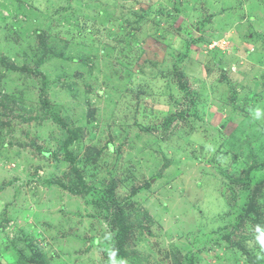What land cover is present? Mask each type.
Instances as JSON below:
<instances>
[{"label":"rangeland","instance_id":"374dc122","mask_svg":"<svg viewBox=\"0 0 264 264\" xmlns=\"http://www.w3.org/2000/svg\"><path fill=\"white\" fill-rule=\"evenodd\" d=\"M15 1L0 0V264L21 230L49 264H130L90 203L88 188L111 179L147 213L134 221L130 259L174 264L193 243L197 264H236L213 230L233 214L248 169L264 174V0ZM43 35L58 56L48 50L35 71ZM223 36L228 49H210ZM44 87L53 114L38 103ZM73 167L85 188L72 187ZM255 188L260 210L242 230L264 223Z\"/></svg>","mask_w":264,"mask_h":264},{"label":"trees","instance_id":"16d2710c","mask_svg":"<svg viewBox=\"0 0 264 264\" xmlns=\"http://www.w3.org/2000/svg\"><path fill=\"white\" fill-rule=\"evenodd\" d=\"M19 1L22 2L21 0L15 2L19 3ZM16 8L20 9L21 6L17 5ZM133 16L136 20L135 22L140 23L141 15L136 16L135 14H133ZM0 18L4 21V16L0 15ZM167 19L174 22L176 19V15H174V17H167ZM201 24L203 23L201 22ZM156 25H158V22H156ZM17 27L18 25H14V28ZM194 32H197V29H195ZM192 33H188L185 35V37L187 36V38L184 39L186 44V52H189L192 42L194 41ZM43 36H41L42 40L40 39V45L43 49L42 56H37L33 61L35 65V71H38L37 67L42 64V61L45 58L44 55L48 50V57L49 55L53 56L56 54L53 53V51L48 47V44H46L48 40L46 39V36H44L45 38ZM56 55L58 56V54ZM59 56H61V58H64L63 55ZM72 60L74 61L73 58H71V61ZM0 61L3 65H6L3 59H0ZM16 69L17 67L7 66L5 71L9 72ZM27 71H29L28 68ZM45 87L44 89H41L42 92L39 94L38 103L42 104L45 107H48L49 111L53 114L54 112L52 111L54 106L50 107V104L44 94V92L46 91ZM7 101L8 97L4 95L0 97V103H6ZM192 103L194 104L193 108L196 111L197 108L195 106L196 103L194 99L192 100ZM180 115L183 117L184 112H182ZM195 116L196 117L192 118H200V120L203 121L202 117H197V115ZM57 117L58 116H55L53 118L52 116V118L56 122L58 121ZM171 122L172 118L170 117L164 119L163 127L165 129L168 128ZM194 124H196L198 127H200L201 125L195 121ZM217 131H220V129H217ZM262 131H264V128H262ZM76 136V134H73L72 137H68L63 142V150L67 151L68 147L72 145ZM66 158H68L70 164L75 165L76 159L71 153L66 152ZM258 168L259 166L257 165L250 167L245 178L239 181V183H241L242 190L238 195H234V193L232 194L233 199L239 198L235 205L236 208L233 211V214H224L221 219L225 220V224L221 227H218L216 230H213V232L218 236V239H220L221 242L223 241V243L234 252L235 257L237 258L235 260L236 264H264V253L262 250V247H264V223L261 224L258 219H253L255 231L241 229L242 222L244 221V219H250L253 216V213H257L258 210H260L259 207L254 204V196H252V186L256 187L254 192H258V188L260 187L264 193V174L260 175L254 172L257 171ZM72 170L73 174L76 175V180L71 183L72 187L78 188L80 186L85 188L86 184L84 182L83 175L75 167H73ZM146 183L148 185L150 184V182ZM117 186L118 185L116 184V182L111 179V181L104 188L96 189L89 187L88 189L90 190V192H92V194L90 195V197L92 198L90 200V203L93 204L95 207L101 209V212L106 217L109 216L110 225L112 227L114 247L118 252L117 259L120 260L121 258L126 257L127 261H129L130 264H141V260H139L137 257L130 259L128 252L126 251V245L131 235L130 232L134 229V221H136L141 227L142 222H140V218L142 216L147 218V213L145 211L139 212L135 210L134 204L131 203V200H133V196L136 194V190H131L127 197H125V202H122L121 200L124 198H119L117 193ZM260 203H264V194L261 196ZM137 238L138 237H136V240ZM10 245L12 251L5 250L1 254V257H7L8 264H49L45 260L44 253H42V250H40V248L37 246L35 238L31 235L28 236V233L23 230H21L20 232H16L15 236L10 241ZM190 245L191 247L189 249L186 248L188 251L184 255L182 261L179 262L174 259V264H197L199 262V256L197 253L193 252L194 248H192V246L194 247L195 245L193 243H191ZM0 247L3 248V246ZM241 260L242 262L240 263Z\"/></svg>","mask_w":264,"mask_h":264},{"label":"clouds","instance_id":"9594fccd","mask_svg":"<svg viewBox=\"0 0 264 264\" xmlns=\"http://www.w3.org/2000/svg\"><path fill=\"white\" fill-rule=\"evenodd\" d=\"M224 38H226L227 39V41H228V45H227V49H228V47H229V44H230V37H228V36H223L222 38H220V39H213L211 42H210V44H208V46H211L214 42L216 43H218V41L219 40H222V39H224ZM216 43V44H217ZM219 49L218 47H217V45H215V46H212V47H210V49ZM227 49H225V50H221V49H219V50H221V51H226Z\"/></svg>","mask_w":264,"mask_h":264},{"label":"built area","instance_id":"2783aa9c","mask_svg":"<svg viewBox=\"0 0 264 264\" xmlns=\"http://www.w3.org/2000/svg\"><path fill=\"white\" fill-rule=\"evenodd\" d=\"M218 43H220L221 46H218ZM218 43L216 44V43L214 42L210 47L217 45V47H218L219 49H221V50H225V49H227L228 41H227L226 38H224V39H222V40H219Z\"/></svg>","mask_w":264,"mask_h":264}]
</instances>
